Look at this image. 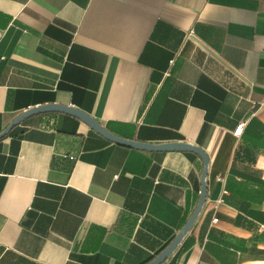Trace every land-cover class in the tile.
Returning <instances> with one entry per match:
<instances>
[{"label": "crops", "instance_id": "0c3cea01", "mask_svg": "<svg viewBox=\"0 0 264 264\" xmlns=\"http://www.w3.org/2000/svg\"><path fill=\"white\" fill-rule=\"evenodd\" d=\"M48 104L206 153V203L163 264H264V0H0V133ZM202 173L193 152L30 116L0 138V264H148Z\"/></svg>", "mask_w": 264, "mask_h": 264}, {"label": "water", "instance_id": "95a60500", "mask_svg": "<svg viewBox=\"0 0 264 264\" xmlns=\"http://www.w3.org/2000/svg\"><path fill=\"white\" fill-rule=\"evenodd\" d=\"M48 112H60V113H66L72 115L80 119L91 129H93L95 132L99 133L106 139L118 144L126 145L132 148L145 150V151L193 152L202 159L203 173L201 179V185H202L201 197L195 212L190 217V219L185 224V226L182 228V230L177 234L173 242L165 250H163L154 260L148 263V264H163L173 254V252L177 249L178 245L181 243L183 238L190 231L194 222L198 218L204 204L206 203V197H207L206 176H207V168L209 164V158L206 155V153L200 147H197L189 143L174 142V143H163V144H150V143H143V142L121 138L107 131L94 117H92L88 113L81 111L75 107H71L67 105H59V104H48V105H42L39 107L28 109L27 111L19 115L16 119H14V121L2 133H0V138L6 136L13 129V127L20 124L26 118L33 116L35 114L48 113Z\"/></svg>", "mask_w": 264, "mask_h": 264}, {"label": "built area", "instance_id": "2783aa9c", "mask_svg": "<svg viewBox=\"0 0 264 264\" xmlns=\"http://www.w3.org/2000/svg\"><path fill=\"white\" fill-rule=\"evenodd\" d=\"M244 127H245V123H241L240 125H238V127L235 129L234 131V136L235 137H240L243 133V130H244ZM222 199H218L216 201L213 202L212 206H211V209L214 213V217L212 219V223H217L218 222V218L215 216L219 206L221 205L222 203Z\"/></svg>", "mask_w": 264, "mask_h": 264}]
</instances>
